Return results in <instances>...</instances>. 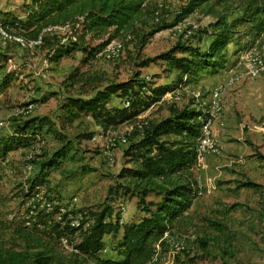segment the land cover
Returning <instances> with one entry per match:
<instances>
[{"label":"rangeland","instance_id":"374dc122","mask_svg":"<svg viewBox=\"0 0 264 264\" xmlns=\"http://www.w3.org/2000/svg\"><path fill=\"white\" fill-rule=\"evenodd\" d=\"M148 1L149 8L157 12L163 24L173 26L157 32L145 44L141 40L150 26L139 30L134 37L117 38L122 43L120 52L110 50L97 54L96 59L87 64L81 62L80 51L49 62L42 49H27L16 43L2 46L0 42L3 64L0 78L5 73L11 74V84L0 92V137L7 136L18 124L31 118L45 116L53 122L30 147L10 152L5 160H0V209L7 220L12 216L18 218L28 205L41 198L44 191L27 203L23 197L31 177L38 171L37 163L65 148L67 153L61 165L49 173L50 187L55 190L53 195L58 196L62 207L101 212L109 206L119 215L120 223L140 219L137 188L129 179L119 177L122 168L127 166L124 152L131 142L141 137L147 124L170 116L173 107L185 106L205 112L209 106L211 76L202 74V78L166 93L136 119L109 131L97 126L90 116L82 115L69 121L72 117L63 107L66 98L90 95L113 82L128 79L143 82L145 86L141 92L146 97L151 96L155 88L169 85L176 79L175 73L166 70V62L154 58L178 42L201 49L209 44L212 37L209 34L213 32L210 24L216 20L215 14L204 12L209 5L213 13L223 15L228 21L242 12L241 0H205L202 11L197 9L181 19L180 13L193 0ZM191 26L196 28L188 33ZM236 30L238 33L230 42L225 62L227 58L240 62L250 52L264 54V37L257 39L245 26H238ZM57 33L63 38L69 34V29H58ZM235 44L238 49L232 51ZM234 52L236 59H233ZM145 61L148 63L143 66ZM122 100L113 95L110 105L121 106ZM29 104L34 105L30 111ZM123 137L127 138L126 144L118 141ZM221 151L218 146L214 154L219 156ZM255 156L262 158L259 153ZM199 166L194 167L193 176L201 193L156 246L150 264H264V183L253 181L256 187L244 185L252 182L250 177L257 175L258 169L238 166L227 171L224 179H207V184L206 177L197 170ZM156 199L158 197L152 193L146 197L147 201ZM115 219L113 216L112 220ZM3 234V242L10 251L22 247L21 243H11L10 229ZM104 239L105 250L100 257L117 258L113 250L116 238L106 234ZM71 251L67 247V252H62L70 256Z\"/></svg>","mask_w":264,"mask_h":264},{"label":"trees","instance_id":"16d2710c","mask_svg":"<svg viewBox=\"0 0 264 264\" xmlns=\"http://www.w3.org/2000/svg\"><path fill=\"white\" fill-rule=\"evenodd\" d=\"M203 1L193 0L179 18H185L197 9L202 11ZM241 1L242 12L231 21L213 13L210 5L204 10L216 17L210 24L213 32L209 35L213 38L206 49L178 42L154 58L166 62V70L176 75L175 82L158 86L148 97L141 92L145 85L138 79L113 82L86 96H67L63 107L72 117L69 121L82 115L90 116L97 126L109 131L136 119L166 93L197 80L200 73L214 75L223 69L227 45L238 33V26L247 27L257 39L264 37V0ZM148 3V0H32L23 5L25 18L10 13L4 17L26 39L42 36L40 49L46 51L49 62L80 51L81 62L87 64L117 38L134 37L139 30L150 26L141 40L145 44L157 32L173 26L163 24ZM51 26H68L70 33L62 38L57 32H44ZM10 75L5 73L0 78V92L11 84ZM113 95L130 101L129 106L110 105ZM207 117L208 114L200 110L173 107L170 116L147 124L141 137L128 145L124 152L127 166L122 168L119 177L129 179L137 188V205L142 212L137 221L120 223L119 215L108 206L101 212L88 210L92 221L89 226L83 227L84 221L77 227L72 226L69 215L74 217L80 209L71 210L70 214L61 213L60 200L53 195L55 190L49 181L50 171L59 168L67 148L38 162V171L31 177L23 197L27 203L44 191L41 198L28 205L18 218L12 216L10 221L0 209V264H150L156 246L191 207L197 195L198 184L193 169L197 165V142ZM52 125L45 116L18 124L10 134L0 137V160H5L10 152L30 147L47 131L44 129ZM244 185L257 186L251 181ZM149 193L158 199L147 201ZM46 203L51 204V209L46 208ZM113 216L115 220H112ZM7 229L11 232V243H21L18 250L10 251L5 246L3 232ZM106 234L116 238L113 250L117 258L100 257L105 250ZM67 247L73 249L70 256L62 252H67Z\"/></svg>","mask_w":264,"mask_h":264},{"label":"crops","instance_id":"0c3cea01","mask_svg":"<svg viewBox=\"0 0 264 264\" xmlns=\"http://www.w3.org/2000/svg\"><path fill=\"white\" fill-rule=\"evenodd\" d=\"M29 2L30 0H0V14L5 16L10 13L23 19L26 13L23 7H20ZM230 44L227 45L226 52ZM233 46L232 51L238 49L237 44ZM236 54L234 52L233 59H236ZM243 72L242 61L236 62L227 58L225 68L219 69L214 75L200 73L203 76H211L212 79L209 106L206 110L210 109L211 93L214 90H219L222 99L221 113L215 117L212 125L217 145L222 149L221 154L207 156L197 167L206 177L207 184L212 177L224 179L227 177V171L238 166L258 169L255 171L257 175L251 176L250 179L258 184L264 183V74L257 78H248ZM239 131L240 134L234 133ZM257 153L262 158L257 159Z\"/></svg>","mask_w":264,"mask_h":264},{"label":"built area","instance_id":"2783aa9c","mask_svg":"<svg viewBox=\"0 0 264 264\" xmlns=\"http://www.w3.org/2000/svg\"><path fill=\"white\" fill-rule=\"evenodd\" d=\"M191 27H189L188 33H192L196 28V26H191ZM66 28H68V26H51L44 29V32H57L58 29L64 30ZM72 38L75 39L74 36H72ZM0 42L2 46H7L9 43H16L27 49H36V48L40 49L42 45V36H39L37 39H33V40L26 39L20 32L12 28L11 25L6 20V18L2 14H0ZM121 49H122L121 41L115 39L110 43H108L98 54L101 55L104 52H109L110 50H113L116 53V52H120ZM242 66L244 69L243 72L244 76L248 78H257L261 76L262 74H264V54H257L254 52H250L246 56L242 57ZM129 104L130 101H128L127 99L122 100L121 102V106L123 107L129 106ZM33 106H34L33 104H29L27 106L28 111H30L33 108ZM221 110H222L221 94L219 90H214L211 93L210 109L205 111V113L208 114V117L206 118L202 126L201 135L197 142V147H196L197 165L202 164L207 156L214 154L218 151V145L212 131V125H213V120L215 119L216 116H218L221 113ZM118 141H120L122 144H126L127 138L123 137L120 138ZM198 193H201V191L199 190L197 194ZM45 206L47 209H51V204L46 203ZM60 210L61 213H69V214L71 211V210H66L64 207H61ZM88 214L89 213L87 209H80L75 214L74 217H71V215H69V218H71V225L77 227L81 224L82 221H84L83 227L89 226L92 223V221L88 216ZM120 222H122L121 219ZM63 243L65 244L66 241L64 240ZM75 252L77 251L75 250Z\"/></svg>","mask_w":264,"mask_h":264}]
</instances>
